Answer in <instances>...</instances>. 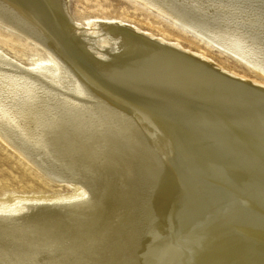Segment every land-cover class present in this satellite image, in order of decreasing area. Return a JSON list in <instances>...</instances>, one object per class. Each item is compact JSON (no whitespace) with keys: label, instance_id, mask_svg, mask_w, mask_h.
Instances as JSON below:
<instances>
[{"label":"bare ground","instance_id":"bare-ground-1","mask_svg":"<svg viewBox=\"0 0 264 264\" xmlns=\"http://www.w3.org/2000/svg\"><path fill=\"white\" fill-rule=\"evenodd\" d=\"M133 1L264 77V0ZM68 2L0 0V28L42 53L0 41V141L71 190L2 197L0 264H67L35 222L84 211L99 175L129 229L113 264H264L263 81L121 21L78 23Z\"/></svg>","mask_w":264,"mask_h":264},{"label":"rangeland","instance_id":"rangeland-1","mask_svg":"<svg viewBox=\"0 0 264 264\" xmlns=\"http://www.w3.org/2000/svg\"><path fill=\"white\" fill-rule=\"evenodd\" d=\"M68 1V10L78 23L87 25V23L93 24L95 21V24L111 20L121 21L142 31L149 32L156 37H162L177 43L187 50L200 53L205 58L226 69V71L234 72L236 75L250 80L263 81L262 83H264V77L255 69L247 67V65L239 62L231 55L220 52L217 48L206 45L204 41L199 40L184 28L176 24L173 25L168 19L133 0ZM0 41L9 43L8 50L19 48L22 44L27 45L28 50H24L27 56L35 55L38 57L42 54L38 47L30 45L20 37L8 34V31L2 28H0ZM21 60L25 63H31L25 56H22ZM10 149L0 141V200L4 198L7 192H14L17 195L21 193L65 194L71 192L68 186H59L55 182L44 178L38 170L27 164L25 160H18L17 154ZM57 160L66 164L65 159L55 157L54 161ZM88 180H90V184L93 183L94 185H89V182L88 184L84 183L86 188L89 190L95 187V189L94 193L87 191L86 195L79 199V201L84 200V211H78L77 213L72 211L64 215L44 212L36 220L35 225L38 226L41 235L53 234L59 236L61 242L56 247L60 251L56 255H61L62 260H65L67 264H73L74 261H79L80 259L94 262L95 264H113L117 260L119 262L122 260L123 253L114 255L111 252L116 250V245L119 246L120 252L124 250V245L128 241L129 233L127 234V232L129 229L126 224H119V213L116 210V206H114L116 205L115 193H113L112 188L109 190L108 186L110 185L107 179L99 175L97 177H89ZM79 182L83 183V180L79 179ZM25 209L22 207L20 211L10 214H20ZM64 217L69 218L66 220ZM171 218L173 219L171 220L172 231L176 232L178 226L175 221V208L172 211ZM83 221H92L95 226L97 225L96 235L94 238L85 236L86 238H82L79 241L74 236L77 235ZM58 223L63 226L57 227L56 224ZM111 226L113 227V232L110 231ZM57 228L60 229L57 230ZM107 231H109L108 235H106ZM83 233L86 234L88 231L84 230ZM38 253L42 257L47 254L42 249Z\"/></svg>","mask_w":264,"mask_h":264}]
</instances>
